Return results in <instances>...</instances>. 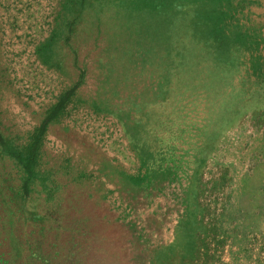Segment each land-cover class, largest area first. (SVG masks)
<instances>
[{
    "label": "rangeland",
    "instance_id": "obj_1",
    "mask_svg": "<svg viewBox=\"0 0 264 264\" xmlns=\"http://www.w3.org/2000/svg\"><path fill=\"white\" fill-rule=\"evenodd\" d=\"M98 1L90 0L94 5ZM129 1L138 8L139 0ZM59 2L0 0L3 56L12 68L18 95L30 109L39 110L52 101L65 80L32 55L33 44L48 36ZM167 5L168 35L163 44L179 50L167 80L158 77L161 70L157 74L152 70L156 49L132 71L127 58L121 59L133 43L127 32L103 48L105 34L116 29L104 24L95 40L96 23L83 25L79 38L73 40L90 69L82 95L89 102L109 98L122 105L125 101L131 111L125 113L124 126L112 113L101 121L78 110L66 121L71 130L52 128L46 146L54 154L63 144L89 152L96 164L102 159L99 153L105 152L136 172L139 161L128 143L135 141L133 146L156 171L150 195L109 183L115 192L107 202L83 204L89 210L85 216L93 263L147 264L148 249L177 242V228H208L212 235L217 228L225 232L223 247L218 239L209 245L220 249L224 262L264 264V61H251L247 45L234 41L242 31L255 38L264 36V0H167ZM217 11L219 16H210ZM202 28L208 33L202 34ZM206 34L233 40L235 52L229 60L213 62L203 43ZM58 56L68 77H73L71 52L59 49ZM175 68L180 71L178 78ZM128 75L136 85L124 87ZM115 84L118 88L111 91ZM13 95L14 91L3 102L26 126L29 111L20 110ZM82 140L87 145H80ZM92 143L98 153L91 149ZM132 228L139 232L143 228L141 242L132 237Z\"/></svg>",
    "mask_w": 264,
    "mask_h": 264
},
{
    "label": "trees",
    "instance_id": "obj_2",
    "mask_svg": "<svg viewBox=\"0 0 264 264\" xmlns=\"http://www.w3.org/2000/svg\"><path fill=\"white\" fill-rule=\"evenodd\" d=\"M59 1L60 10L54 16L48 36L33 44L32 55L42 67L65 80L57 86L53 100L40 106L39 110L30 109V104L18 95L12 68L3 56L0 41V264H96L90 260L91 230L85 216L89 210L88 205L83 204L90 200H95L96 204L107 202L115 192L109 188V183L139 190L146 195H150L153 188L156 171L133 146L135 141L127 142L139 161L136 172L126 170L116 158L108 157L105 152L99 153L102 159L96 164L89 152H78L63 144L64 148L60 146L58 153L54 154L46 143L52 128L58 126L71 130L66 121L78 110H86L87 115L94 114L101 121L112 113L124 126L125 119H128L125 113L131 111L125 101L122 105L109 98H95L89 102L82 95L81 87L90 69L84 57L80 58L73 40L79 38V31L85 23H96L95 40L100 38L104 24L109 23L111 29H116L105 34L103 48L127 32L125 36L133 43L129 52L122 53L121 59L125 61L127 58L126 65L132 71L138 68L140 59L143 63L148 53L156 49L152 70L154 74L161 70L158 77L164 80L170 77V70L179 59V50L178 46L171 48L163 44L168 35L165 28V17L169 13L167 0H139L138 8L129 0H99L97 5L90 0ZM177 1L171 0L172 3ZM215 13L210 16L216 18L221 11ZM91 26L90 36L94 33ZM210 27L214 28L215 24ZM204 30L202 28V34L208 33ZM206 35L208 39L203 43L213 62L229 60L231 53L235 52L230 44L233 40L224 38V35L221 38ZM234 41L241 46L247 45L245 49H249L251 61H264V36L255 38L242 31L236 34ZM64 48L72 54L75 71L71 78L58 56L59 49ZM108 62L113 65L112 60ZM179 73H175L177 78ZM126 77L124 87L136 85L137 81H133L130 75ZM118 86L115 84L109 89L114 91ZM12 91L20 110L29 111L26 126L3 102ZM87 142L82 140L80 145H87ZM91 149L99 152L96 145ZM132 230V237L141 242L143 228L140 232L136 228ZM210 231L208 228H177V242L169 247L148 249L147 264H229L222 260L220 249L209 245L211 240L218 239L223 247L225 232H218L216 228L212 235Z\"/></svg>",
    "mask_w": 264,
    "mask_h": 264
}]
</instances>
